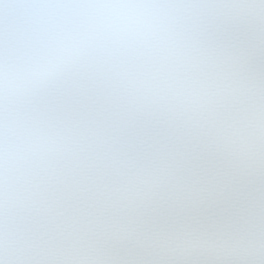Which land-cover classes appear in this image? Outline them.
<instances>
[{"label":"snow or ice","instance_id":"snow-or-ice-1","mask_svg":"<svg viewBox=\"0 0 264 264\" xmlns=\"http://www.w3.org/2000/svg\"><path fill=\"white\" fill-rule=\"evenodd\" d=\"M0 264H264V0H0Z\"/></svg>","mask_w":264,"mask_h":264}]
</instances>
